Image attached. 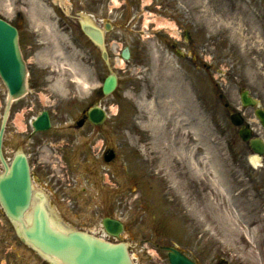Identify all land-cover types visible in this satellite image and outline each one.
Here are the masks:
<instances>
[{
  "label": "rangeland",
  "instance_id": "374dc122",
  "mask_svg": "<svg viewBox=\"0 0 264 264\" xmlns=\"http://www.w3.org/2000/svg\"><path fill=\"white\" fill-rule=\"evenodd\" d=\"M73 1L75 7L88 4L98 17L115 23L109 39L119 47L105 60L84 37L96 64L80 53L52 67L50 82L62 93L60 100L48 101L45 90L38 88V100L30 96L16 101L5 133L7 158L18 149L36 150L37 142L27 140L22 129L52 104L59 112H54L50 133L57 132L61 139L52 141L53 147L32 166L38 190L49 196L59 224L117 241L105 232L102 219L120 218L126 226L118 239L129 245L135 264H170L164 246L177 247L200 264H216L222 257L228 264H264V158L252 159L253 151L230 120V114L240 110L245 122L264 137L254 108H244L240 100L241 90L247 89L264 107V80L250 76L248 59L242 55L244 48L264 49V0H146L152 1L142 18L149 21L146 34L139 30L142 21H133L140 8L134 12L131 0ZM30 5L28 0H0V15L15 21L16 13L31 11ZM88 8L81 9L90 14ZM157 17L176 25L161 29ZM244 35H258L262 41H243ZM124 46L131 48L129 59L121 56ZM111 71L119 83L110 95L73 81L74 74L85 75L97 87ZM60 77L69 83L64 89L56 82ZM144 91L156 98V114L163 120L170 109L159 101H175L169 128L175 121L179 128L169 142L177 162L164 171L145 160L148 140L141 126L131 125ZM6 99V88L0 84V125ZM92 101L107 110L105 123L73 133L67 126ZM19 116L24 127L16 123ZM183 147L188 155L180 153ZM109 149L115 158L107 162ZM192 159L198 160L202 172L195 171ZM0 213V252L14 247L19 253L14 261L30 264L27 258L34 250L22 244L15 226Z\"/></svg>",
  "mask_w": 264,
  "mask_h": 264
},
{
  "label": "water",
  "instance_id": "95a60500",
  "mask_svg": "<svg viewBox=\"0 0 264 264\" xmlns=\"http://www.w3.org/2000/svg\"><path fill=\"white\" fill-rule=\"evenodd\" d=\"M129 54L126 51L125 57ZM0 73L4 78L10 92L6 114L0 133V152L3 131L13 98L23 95L26 91V65L22 59L18 44L17 29L7 21L0 18ZM117 83L115 74H110L104 83V92H111ZM244 105H254L256 101L242 94ZM257 115L264 124V110L258 109ZM89 118L97 124L105 119V111L100 106H94L89 111ZM232 120L239 125L243 118L234 114ZM37 128L48 125L47 117L35 122ZM240 134L244 140L251 137L250 128H243ZM252 148L258 153L264 152V141L261 138L250 140ZM114 153L107 155L111 159ZM0 197L3 200L7 213L14 219L22 222V233L39 250L51 255L64 264H133L126 243H113L101 240L88 233L81 231L64 232L54 227L47 210L41 206L34 210L32 221L29 225L23 222L25 211L29 207L31 198V181L29 166L24 155H18L10 173L0 177ZM104 225L108 232L118 236L123 230V224L116 219L105 218ZM171 264H195L187 256L178 250L171 248L169 253Z\"/></svg>",
  "mask_w": 264,
  "mask_h": 264
},
{
  "label": "flooded vegetation",
  "instance_id": "af4514ba",
  "mask_svg": "<svg viewBox=\"0 0 264 264\" xmlns=\"http://www.w3.org/2000/svg\"><path fill=\"white\" fill-rule=\"evenodd\" d=\"M137 1L139 3L142 0ZM34 3V12L28 15L29 18L26 19L25 14H18L15 25L19 29L20 44L23 55L27 59L31 57V60L28 63L30 84L31 86H33V91L37 93L38 88H48V77L46 71L36 70V67H44L43 64L39 62V58H41L42 61L45 60L47 62L48 59L51 56L56 55L58 51H61L66 55L68 52H70V47L74 50L82 49L83 46L85 47L82 37L84 35L87 37L89 36L85 29L86 23L83 22V20L80 18L79 13H67L65 11V8L67 6L62 2V0H34ZM134 4L135 6H133V8L135 12L136 9L140 8L141 3L138 5L135 2ZM69 7L73 11L76 8H82L83 4L80 6V8H78L75 7L74 2H71V5ZM96 13L97 12H93V15H95V17ZM142 14L143 13L141 8L139 13H134L133 21L137 20V18H139L138 21H141ZM95 19L100 21L104 19V17L97 16ZM126 22L130 24L131 19L128 18ZM96 24L101 25L103 28H105V41L107 40L111 29L115 28L116 26L115 23H110L104 20L101 24H99L98 22H96ZM95 44L97 46V43ZM90 61H92V59H90ZM50 95L53 96L52 93H50ZM49 115L51 118V122H53L52 114L50 111ZM88 123L90 122L86 121L80 128H84ZM70 127L75 128V125L72 124L70 125ZM53 128L54 125L52 124L50 130H52ZM25 131L28 134L26 135L27 140H30L34 144L37 142L35 151H33L32 153L26 152L31 164L34 159L38 161V159L42 158L43 155H46L49 142L61 139V136L58 135L57 132H36L34 131V128H29L28 126ZM35 173L36 170H34V174ZM1 211L3 212V206L0 202V212ZM2 242L3 240L2 238H0V243ZM12 254L16 255V257L12 256ZM18 254V252H7L6 254H4V252H0V264H19L18 261H14L18 260ZM28 257L30 264H49V260L47 261L45 259H38V262L36 263V258H34V256Z\"/></svg>",
  "mask_w": 264,
  "mask_h": 264
},
{
  "label": "bare ground",
  "instance_id": "6f19581e",
  "mask_svg": "<svg viewBox=\"0 0 264 264\" xmlns=\"http://www.w3.org/2000/svg\"><path fill=\"white\" fill-rule=\"evenodd\" d=\"M156 22L160 25H172V23H169L165 19L156 18ZM258 38V40L262 41L261 36H242L241 39L243 41H246L247 39L252 38ZM254 55L253 57H250L251 55ZM244 58L248 59V63H246L247 67L251 69V77L264 80V62L261 64H258L259 62L264 60V49L259 48L258 50H247V48H244L242 53ZM70 67L73 68V66L70 65ZM253 78V79H254ZM74 81L78 84V86H81L85 89L90 88L91 84L89 83L88 79L85 75H77L74 74ZM56 82L62 86L64 89L66 86H68V82L65 81L63 78H58ZM147 93L142 92L138 99V108L140 112H138L137 115H134L133 122L131 125H138L141 126V130L144 136V139L148 140L147 148H143L144 156L146 161H152L154 165L159 166L160 170L164 171L165 167H173L176 164V160L173 157V153L171 152V144L169 142V139L171 137V134L178 131L179 125H177V122H174V125H172V128H169V122L172 115V112L174 110V102L173 101H159V103L165 107H168L170 109V112L168 113L165 120L161 119V116H157L156 110L158 103L156 98L153 95H150L153 98L147 97ZM159 114V113H158ZM254 121V120H252ZM16 122L20 125H22L21 117H18L16 119ZM151 130V131H150ZM151 132V133H150ZM154 132V133H152ZM180 137L182 138L183 145H186L187 138L186 135L183 133L180 134ZM181 154L183 156L188 155L189 152H187V148H180ZM179 151V149H178ZM202 158V157H201ZM255 161L256 158L253 157ZM202 162L203 159H201ZM193 168H197L198 170H195L197 173L202 172V167H200V163L198 160L192 159ZM153 165V164H152ZM30 219V214H27L25 217L26 222H28Z\"/></svg>",
  "mask_w": 264,
  "mask_h": 264
}]
</instances>
